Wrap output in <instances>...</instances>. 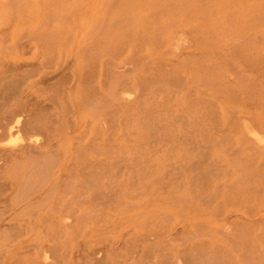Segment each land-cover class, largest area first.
Here are the masks:
<instances>
[{"label":"bare ground","instance_id":"obj_1","mask_svg":"<svg viewBox=\"0 0 264 264\" xmlns=\"http://www.w3.org/2000/svg\"><path fill=\"white\" fill-rule=\"evenodd\" d=\"M68 2L0 0V41L14 30L11 18L22 19L20 36L0 44V264L225 263L209 249L217 235L201 219L185 225L190 214L171 201L177 199V188L158 181L174 180L177 167L166 164L167 155L158 168L146 170L150 179L141 193L144 171L130 163L127 149L128 107L142 90L135 53L120 61L102 60L101 92L92 99L87 91L95 53L78 51L103 31V22L97 16L76 22L75 7H70L75 2ZM88 11L93 15L89 7L77 12L83 20ZM124 23V33L141 38V22ZM198 44L201 50L203 43ZM53 50L58 51L55 59ZM203 56L188 52L176 57L194 83L191 90L184 88L185 100L177 102L189 121H202L205 114L204 92L197 85L207 82ZM196 61L202 65L194 71ZM28 71L36 72L32 80ZM83 121L90 134L82 139L75 131ZM242 126L263 144L258 130L249 129L255 127L252 119ZM221 233L242 254L251 237L264 240V229L237 226ZM23 240L28 242L19 245ZM253 249L245 264H264V253L255 251L256 245Z\"/></svg>","mask_w":264,"mask_h":264},{"label":"rangeland","instance_id":"obj_2","mask_svg":"<svg viewBox=\"0 0 264 264\" xmlns=\"http://www.w3.org/2000/svg\"><path fill=\"white\" fill-rule=\"evenodd\" d=\"M72 1L76 22L86 23L96 16L103 22V31L78 51L95 53L87 91L92 99L101 92L102 60L109 57L120 61L135 53L134 62L143 78L140 97L128 107L127 149L130 163L136 162L144 171L141 193L150 179L146 170L158 168L167 155L166 164L177 167L174 180L162 177L158 181L177 188V199L171 201L190 214L185 225L201 219L217 235L209 248L216 250L215 258L225 262L221 264H245L255 245V251L264 253L263 239L251 237L245 244L246 254H242L221 236V232H232L237 226L264 229V142L261 145L248 136L242 126L250 118L255 127L249 129L256 128L264 137V0H98L101 8L96 0L68 3ZM85 7L93 15L88 11L82 20L77 11ZM124 19L141 22V38L123 32L128 27ZM21 20L11 18L14 30L0 41L2 47L20 36ZM188 52H204L207 82L197 83L204 92L202 121L185 119L177 107L194 85L186 78L185 65L178 63ZM201 65L196 61L191 69L197 71ZM25 74L32 80L36 72ZM58 78L60 73L47 83ZM176 111L181 117H176ZM75 134L88 138L89 123L83 121Z\"/></svg>","mask_w":264,"mask_h":264}]
</instances>
